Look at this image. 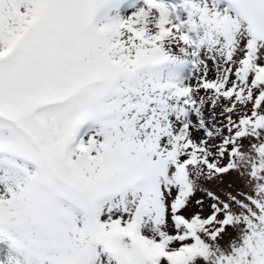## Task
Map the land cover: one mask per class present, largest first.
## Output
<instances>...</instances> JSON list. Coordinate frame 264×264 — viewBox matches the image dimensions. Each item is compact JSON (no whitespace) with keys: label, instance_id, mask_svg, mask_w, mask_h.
<instances>
[{"label":"snow or ice","instance_id":"6c2138e0","mask_svg":"<svg viewBox=\"0 0 264 264\" xmlns=\"http://www.w3.org/2000/svg\"><path fill=\"white\" fill-rule=\"evenodd\" d=\"M0 264H264V0H0Z\"/></svg>","mask_w":264,"mask_h":264},{"label":"rangeland","instance_id":"374dc122","mask_svg":"<svg viewBox=\"0 0 264 264\" xmlns=\"http://www.w3.org/2000/svg\"><path fill=\"white\" fill-rule=\"evenodd\" d=\"M196 135H199V133H196ZM206 186L212 187L220 191H229V192H236L238 190L244 189L245 187L244 182L234 172L219 177L216 180H214L212 183L207 184ZM201 195L202 194L200 192H197L195 198H199Z\"/></svg>","mask_w":264,"mask_h":264}]
</instances>
